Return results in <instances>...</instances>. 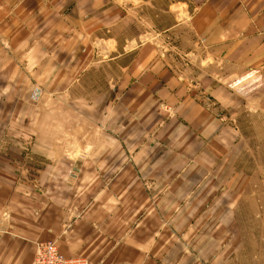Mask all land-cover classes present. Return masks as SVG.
Here are the masks:
<instances>
[{"label": "crops", "instance_id": "crops-1", "mask_svg": "<svg viewBox=\"0 0 264 264\" xmlns=\"http://www.w3.org/2000/svg\"><path fill=\"white\" fill-rule=\"evenodd\" d=\"M252 111L264 0H0V264H264Z\"/></svg>", "mask_w": 264, "mask_h": 264}, {"label": "rangeland", "instance_id": "rangeland-1", "mask_svg": "<svg viewBox=\"0 0 264 264\" xmlns=\"http://www.w3.org/2000/svg\"><path fill=\"white\" fill-rule=\"evenodd\" d=\"M253 112V111H252ZM244 139V166L248 171L247 187L244 189L245 203L264 202V114L247 113L242 117ZM252 215V214H251Z\"/></svg>", "mask_w": 264, "mask_h": 264}, {"label": "built area", "instance_id": "built-area-1", "mask_svg": "<svg viewBox=\"0 0 264 264\" xmlns=\"http://www.w3.org/2000/svg\"><path fill=\"white\" fill-rule=\"evenodd\" d=\"M32 264H94L87 259L65 257L56 242H44L37 245V253ZM96 264V263H95ZM132 264V263H124Z\"/></svg>", "mask_w": 264, "mask_h": 264}]
</instances>
